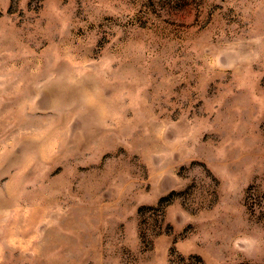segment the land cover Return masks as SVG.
Segmentation results:
<instances>
[{
	"label": "rangeland",
	"instance_id": "1",
	"mask_svg": "<svg viewBox=\"0 0 264 264\" xmlns=\"http://www.w3.org/2000/svg\"><path fill=\"white\" fill-rule=\"evenodd\" d=\"M0 264H264V0H0Z\"/></svg>",
	"mask_w": 264,
	"mask_h": 264
}]
</instances>
